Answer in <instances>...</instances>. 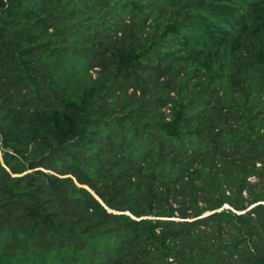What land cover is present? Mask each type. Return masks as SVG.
<instances>
[{
    "label": "trees",
    "instance_id": "1",
    "mask_svg": "<svg viewBox=\"0 0 264 264\" xmlns=\"http://www.w3.org/2000/svg\"><path fill=\"white\" fill-rule=\"evenodd\" d=\"M258 258L264 0H0V264Z\"/></svg>",
    "mask_w": 264,
    "mask_h": 264
},
{
    "label": "water",
    "instance_id": "2",
    "mask_svg": "<svg viewBox=\"0 0 264 264\" xmlns=\"http://www.w3.org/2000/svg\"><path fill=\"white\" fill-rule=\"evenodd\" d=\"M257 262H258V264H264V259L263 258H258Z\"/></svg>",
    "mask_w": 264,
    "mask_h": 264
},
{
    "label": "rangeland",
    "instance_id": "3",
    "mask_svg": "<svg viewBox=\"0 0 264 264\" xmlns=\"http://www.w3.org/2000/svg\"><path fill=\"white\" fill-rule=\"evenodd\" d=\"M250 179H251L252 182H256L258 180V178L254 177V176L251 177Z\"/></svg>",
    "mask_w": 264,
    "mask_h": 264
}]
</instances>
